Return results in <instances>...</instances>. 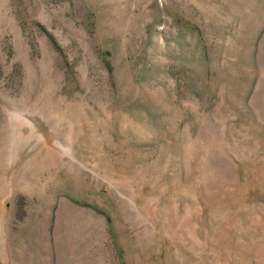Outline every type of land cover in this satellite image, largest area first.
<instances>
[{
  "label": "rangeland",
  "instance_id": "1",
  "mask_svg": "<svg viewBox=\"0 0 264 264\" xmlns=\"http://www.w3.org/2000/svg\"><path fill=\"white\" fill-rule=\"evenodd\" d=\"M0 264H264V0H0Z\"/></svg>",
  "mask_w": 264,
  "mask_h": 264
}]
</instances>
